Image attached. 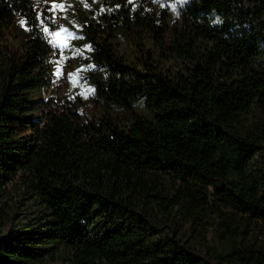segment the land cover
<instances>
[{"label": "trees", "instance_id": "1", "mask_svg": "<svg viewBox=\"0 0 264 264\" xmlns=\"http://www.w3.org/2000/svg\"><path fill=\"white\" fill-rule=\"evenodd\" d=\"M69 1L0 0V194L43 205L0 264H264V0Z\"/></svg>", "mask_w": 264, "mask_h": 264}, {"label": "rangeland", "instance_id": "2", "mask_svg": "<svg viewBox=\"0 0 264 264\" xmlns=\"http://www.w3.org/2000/svg\"><path fill=\"white\" fill-rule=\"evenodd\" d=\"M63 5L69 4V0H63ZM59 9V8H58ZM61 28L53 29L52 31H61L66 30L61 33V36L55 38L50 35V42L53 47H58L60 55L58 58L61 60L62 64L65 65V70L67 73H76L77 76H81L82 69L81 64L76 61L75 58H71V61L66 59L71 57L73 48H78L79 45L72 41L70 34L67 32L69 28V23L66 19L61 20ZM118 47L122 52L132 53L128 44L124 41H118ZM69 48V50H68ZM85 53V51H83ZM81 90L83 103L81 109L85 113H92L94 109L99 108V103L95 100L94 95L92 94L91 86L86 81V79H81L76 82V85ZM55 90L49 87L42 91L43 97L47 99L50 97ZM264 159V149L256 155V163L260 164V161ZM0 233H6L10 228L19 230L24 224L29 222L32 218L38 216L41 211H43V205L39 200H36L34 195L27 190V188L21 184L20 181H13L8 183L3 187V190L0 194ZM215 230V225L210 226L209 230L206 232L207 242L213 237ZM190 233H187V236ZM44 264H68L66 260L62 258L58 259H48Z\"/></svg>", "mask_w": 264, "mask_h": 264}, {"label": "snow or ice", "instance_id": "3", "mask_svg": "<svg viewBox=\"0 0 264 264\" xmlns=\"http://www.w3.org/2000/svg\"><path fill=\"white\" fill-rule=\"evenodd\" d=\"M57 7H59V8H61V9H63V5H53V9H55V8H57ZM44 31L45 32H48L50 35H52V36H54L55 38H58V37H60L61 36V33L62 32H65L66 30H61V31H52V30H50L49 28H47V27H45L44 28Z\"/></svg>", "mask_w": 264, "mask_h": 264}]
</instances>
